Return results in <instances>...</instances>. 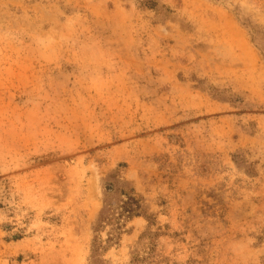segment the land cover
Wrapping results in <instances>:
<instances>
[{
    "label": "rangeland",
    "instance_id": "rangeland-1",
    "mask_svg": "<svg viewBox=\"0 0 264 264\" xmlns=\"http://www.w3.org/2000/svg\"><path fill=\"white\" fill-rule=\"evenodd\" d=\"M0 264H264V0H0Z\"/></svg>",
    "mask_w": 264,
    "mask_h": 264
}]
</instances>
